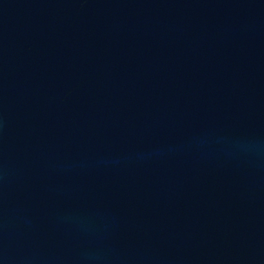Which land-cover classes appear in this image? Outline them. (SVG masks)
Listing matches in <instances>:
<instances>
[{"label":"water","instance_id":"95a60500","mask_svg":"<svg viewBox=\"0 0 264 264\" xmlns=\"http://www.w3.org/2000/svg\"><path fill=\"white\" fill-rule=\"evenodd\" d=\"M0 264H264V0H0Z\"/></svg>","mask_w":264,"mask_h":264}]
</instances>
